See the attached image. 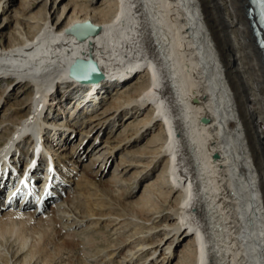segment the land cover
Listing matches in <instances>:
<instances>
[{"label":"bare ground","instance_id":"bare-ground-1","mask_svg":"<svg viewBox=\"0 0 264 264\" xmlns=\"http://www.w3.org/2000/svg\"><path fill=\"white\" fill-rule=\"evenodd\" d=\"M36 1L22 0L21 7ZM93 3L69 0L57 20L44 5L18 30L8 33L0 24V82L7 84L0 100L14 84L21 93L32 89L26 118L0 134V148L19 135L12 155L7 153L10 146L0 155L4 160L10 155L9 175L13 167L20 165L24 170L28 165L25 157L32 142L19 141L25 132L42 131L41 154L35 155L32 166L36 169L31 174L42 185L52 181L55 187L63 170L49 151L61 150L59 160L73 161L65 151L70 136L66 144L59 140L68 139L67 130L76 128L77 118L93 122L89 130L79 128L81 134L89 135L97 127L103 130L108 121L116 119L117 124L127 118L122 133L151 130L152 160L147 167L152 162L160 165L155 176L145 181L133 207L122 204L123 211L117 213L113 206L118 217L110 223L155 229L159 238L147 242L143 236L130 242V236L122 241L124 246L133 242L122 263L168 264L174 244L183 241L182 259L176 264H264V119L258 117V113L264 116V59L248 16L249 0H103L99 8H93ZM5 5L0 0V9L9 11L10 3ZM94 69L100 80H80L81 73ZM61 77L66 80L60 81ZM58 83L62 92L51 95ZM65 103L73 108L66 110L64 119L60 110L62 115ZM101 103V110L94 114ZM45 110L56 114L48 124L41 118ZM5 122H0V131ZM48 127L54 132L52 147L44 142L50 136L45 133ZM92 145L96 159L91 167L99 162L108 165L118 147L109 145L108 139L99 147ZM42 160L47 167L40 174ZM76 160L73 163L80 166ZM1 163L4 171L8 162ZM124 165L130 164L120 154L113 182L121 186L127 182L121 178L127 171ZM143 171L137 170L131 178ZM63 179L67 181L66 175ZM33 185L37 191L45 189L36 181ZM119 187L117 194L122 192ZM76 189L68 184L52 202L38 197L17 209H1L0 262L39 264L37 239L41 232L50 234L54 223H60L63 241L65 235L94 229L99 221H91L89 210L80 208L81 193ZM45 209L49 210L45 213ZM168 242L163 254L156 256ZM42 262L48 264L46 258Z\"/></svg>","mask_w":264,"mask_h":264},{"label":"rangeland","instance_id":"rangeland-1","mask_svg":"<svg viewBox=\"0 0 264 264\" xmlns=\"http://www.w3.org/2000/svg\"><path fill=\"white\" fill-rule=\"evenodd\" d=\"M93 1H94V3L92 4L93 8L103 7L104 5L103 0H93ZM67 2H69V0H47V1L38 0L35 3L29 5L28 8H24V6L22 8L21 7L22 0H2L3 5L7 3L8 4L10 3V5H8L9 11H4V9H0V24L3 23V25L5 26L6 33L16 31L18 30L21 24L27 22V18H29L28 17L29 15L38 13V10L41 7H44V5H47L51 10L53 20H57L62 12V8L64 7V5L65 6L67 5L66 4ZM5 7L7 6L5 5ZM230 43L233 46L234 43L233 38L230 39ZM235 53L238 54L237 49H235ZM238 64L240 67H242L241 62H239ZM62 78L66 80V78L64 77L58 79L61 81ZM75 86H77V84ZM82 86H86V85H82ZM6 87L7 84L4 81L0 82V95L3 94L1 93V90L5 89ZM80 87H75L73 89H79ZM8 89L9 90L7 91V93H5L0 100V122L6 120V122L4 123L5 126L1 127L0 134L6 130L5 127L14 129L15 128L14 122L19 119L26 118L25 114L29 112L28 110L30 105H28L29 103L26 100L27 98L30 97L31 95L30 91L32 89L25 91L24 93H21V91H19L18 89V85L16 84H14ZM61 89L62 86H60L59 84V87L57 89L55 88L51 89L52 91L54 90L51 95L53 94L55 95L58 92H62ZM108 100L109 99H106V102ZM69 105L70 103H66L65 108H63L65 110V113H63L62 111V115H67V116L65 117L62 116L60 110V116H62V118L64 119L68 118V114L66 113L68 109L69 111H71V109L73 108V106L66 108ZM101 106L102 103L95 109L94 114L98 113V111L101 110ZM37 111H39V109H37ZM48 112H46L45 114L46 121H44L43 118V122L45 124H48L49 121L54 117V115H56L54 112H50L49 114ZM262 116H263L262 114L258 113V117L264 119V116L263 118ZM115 120L116 119H114L113 121ZM137 120H139V117H136L135 121ZM113 121L111 122L108 121L103 130H99V128L97 127V129H95V131H93V133H91L90 135L85 133L81 134L79 128H82V130H89L91 125L90 123H93L89 121L87 118H83V116H81L80 118H77V120H75V122L78 123V124H74L76 125V128L67 130L68 139H62V141L59 140L60 143L62 142V144H66V141H68L71 138L69 144H67L68 148L65 151L70 154V157H72L71 159H73V161L77 159L76 161L80 164V166H77L76 162H74L75 163L74 164L72 160L70 162V160H68L67 157H63L64 167H63V171L60 170L61 173L59 172V174L63 173L64 175H66L67 181L70 180L69 179L70 176L76 179V181L74 180L68 182L69 185L72 184L69 186L71 189L77 188L76 193L78 189H79L78 193L79 194L81 193L80 194L81 198L78 199L80 208L82 209L83 207L87 211L89 210L88 214L90 215V219H92L91 221L98 220L99 222L96 225L95 224L93 225L94 229H91L88 234H84L83 232V234L81 233V234L69 235V237L65 235L64 241L67 240L65 241L66 244H64L63 241L64 233L63 231L60 232L61 230L60 223L57 224L54 223L53 228L51 226L53 231L54 229L55 231L57 230L56 231L57 234L54 233L55 231L54 232L50 231L51 235L47 234V236H45V234L48 233L49 231L41 232L42 235L37 239L38 249L39 248L40 249L39 252L37 253L38 255L36 257V261H38V263L40 262L39 264L43 263L42 260L44 258L47 259L48 264H139L137 263V261H134L133 263H122L124 252L129 246L133 244V242L132 243L130 242L132 240L138 241L143 236H147L146 237L147 242H151L154 241L156 238H159V232H156L155 229L152 230L144 229L143 226H139V225L128 226L127 229V227L121 228V225L119 223L118 224L116 222L110 223V220L118 217L117 215H115V210L113 209V206L116 205L117 213L119 211H123L122 207L124 204L125 205L129 204L133 207V202L137 200L144 191V187L146 185L145 181L155 176V174L159 170V165H160L159 164L160 162L158 163L152 162V165L147 167V164L150 165L152 160V156L149 154L152 150L151 130L150 131L131 130L128 133L124 134L122 133L121 130H123L124 124L128 122L127 118L121 119L120 121L118 120L117 124L114 123ZM98 122L99 121H94V123H98ZM25 124H26L25 129L26 128H27L26 130L30 129L29 128L30 122L27 121V123ZM19 132L20 131L17 130L16 133ZM53 134L54 132L51 134L52 135L51 137H53ZM18 136L19 135L16 134V137L7 140L6 143L0 148V152L3 151L4 147L7 148L10 146V151L8 150L7 153L12 155L13 147L15 148L18 145L16 142L19 139ZM107 139L109 145L111 146L118 145L116 149H113L111 156H109L108 165L103 166L101 164L102 162H99L94 167H91L90 162L92 161L94 162L96 159L94 157V150H93L94 147H92L93 146L92 144L95 142V144L98 145L99 147L104 143V141L106 142ZM10 141L12 142V144L5 146ZM53 151H55V153ZM49 152L52 153L54 160L55 159L58 160L60 156H62L64 153V152L63 153L61 152L62 154L59 153L58 149L55 148H53ZM120 154H123L124 161L130 164L128 166L124 165V168H126L127 171L124 175L121 176L122 179L127 181L125 186L124 185L121 186L120 183L113 182V180H116L113 177V175L115 172V164L119 161ZM14 156L15 154L13 155V157ZM140 163H146V165L139 166L138 164ZM13 164L14 166L17 165L15 161H13ZM40 170L41 167L39 171ZM137 170H144V171L141 174L139 172L135 178H131V176L133 177V174H135ZM77 181L83 185L80 184L81 187L77 186L78 183ZM111 185H113V187H111ZM86 186L90 188L87 189ZM116 187H119V191L122 190L121 193L118 192V194L120 195H118L115 192ZM124 191H125V195H124ZM119 204L121 206H118ZM88 205L94 208V211L92 209L90 210L87 207ZM131 206L129 207V209L132 208ZM48 208L50 209V207ZM49 209H45L44 212L46 213ZM93 212L94 213L98 212V215H93L94 214ZM40 215H43V217L45 216V214H40ZM87 217L88 218L85 219L87 220V222H90L89 216ZM24 228H25V224L21 226L20 230L22 231L24 230ZM42 230H44V228H42ZM55 234L57 237L55 236ZM59 235H61L60 238ZM130 236H131V240L129 239L130 242L129 243L127 242L129 245L124 246L126 243L122 244V241L127 240ZM58 238L62 239V241L61 240L59 241ZM183 243H184L183 241H180L179 244V241H177L174 244V247L172 248V254L174 255L171 257L170 263L168 264H176L180 259H182L181 258L182 252L179 250V248ZM168 244L169 242L162 245L161 246L162 249L161 248L160 250L158 249V253L156 254V256L161 252L163 254L164 249L168 246ZM175 247H176V252L174 251ZM150 250L151 249L147 250L142 255L144 256V259L148 258L147 255H149L148 252ZM162 254L160 255L159 258H162ZM107 258L109 259L105 260ZM0 263L4 264L2 261ZM10 264H12V261Z\"/></svg>","mask_w":264,"mask_h":264},{"label":"water","instance_id":"water-1","mask_svg":"<svg viewBox=\"0 0 264 264\" xmlns=\"http://www.w3.org/2000/svg\"><path fill=\"white\" fill-rule=\"evenodd\" d=\"M252 15L254 17V20L256 21L257 26H259V25L261 26L259 18L257 16V12H256V10L254 8H252ZM79 76L78 77L81 80H83V81H90V80L92 81L93 79L97 80V78H99V74H98V72L95 69L94 70L85 71V72L81 73V75H79ZM215 156H217V155H215Z\"/></svg>","mask_w":264,"mask_h":264}]
</instances>
